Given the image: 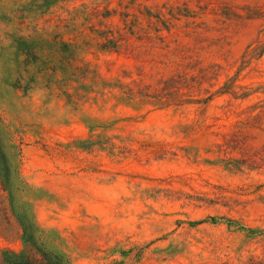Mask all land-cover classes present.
<instances>
[{"label": "rangeland", "instance_id": "374dc122", "mask_svg": "<svg viewBox=\"0 0 264 264\" xmlns=\"http://www.w3.org/2000/svg\"><path fill=\"white\" fill-rule=\"evenodd\" d=\"M30 2L0 0V114L21 180L16 199L29 205L50 247L72 264L264 262V55L240 73L250 95L244 100L226 95L160 108L104 88V79L124 72L138 77L140 63L104 51L108 27L126 23L186 45L204 64L223 65L225 81L248 46L264 43V0H63L42 18L20 13L29 17L27 34L52 18L60 24L83 3L104 9V36L81 25L57 30L78 44L80 65L90 71L61 83L74 100L49 83L63 80L62 71L20 66L28 57L7 39L23 21L17 10ZM20 77L37 80L23 92ZM86 140L94 146L72 147ZM21 234L0 178V254L23 251Z\"/></svg>", "mask_w": 264, "mask_h": 264}, {"label": "trees", "instance_id": "16d2710c", "mask_svg": "<svg viewBox=\"0 0 264 264\" xmlns=\"http://www.w3.org/2000/svg\"><path fill=\"white\" fill-rule=\"evenodd\" d=\"M60 1L63 0H31L27 6L24 5L17 10L18 14H14L15 19L20 18L19 15L23 12L42 18L51 13L52 7ZM107 13L109 19L113 17L110 10ZM67 15L68 18H59L60 24L53 25L54 18L47 20L42 29L39 23L30 25L29 28H32L27 34L23 33V28L29 17L24 15L20 18L23 20L19 24L20 29L16 32H8L7 39L14 42L21 54L28 57L27 61L20 62V66L29 67L33 63L40 62L43 67L51 64L55 74L62 71L66 76L63 80L49 81V83H57L62 94L72 99L73 95L64 91L61 83L63 82L66 86L67 83L76 82L77 77L85 80L90 76V71L80 65L78 44L65 40L60 33H57V30L63 28L75 30L78 25H81L104 36V9L100 10V5L94 2L83 3L80 7L68 10ZM115 29L117 31L108 27L104 51L132 59L141 65L138 66L137 78L131 76L132 73L124 72L115 81L104 79V88H117L129 99L141 96L151 99L160 108L180 107L189 103L208 104L215 98L226 95L235 99L248 98L250 95L243 91L246 88L238 84L240 73L253 60L264 55V43L257 41L251 44L241 58L237 74L234 76L227 74L223 81L225 72H228L226 67L217 63L204 64L191 55L192 50L186 45L177 41L168 42L165 36L153 35L151 31L137 23H132V25L126 23L123 30L119 26ZM49 69L52 67L45 68V70ZM172 69L173 71L168 75L165 74L168 72L166 70ZM80 71L84 76L79 75ZM36 80L31 78L23 83V78L20 77L16 88L28 92L31 84H34ZM76 90L79 91L80 88ZM2 126L3 118L0 114V178L3 190L10 197L13 216L20 224L24 249L21 252L11 249L2 251L0 264H72L63 253L50 247L45 234L35 223L29 205L16 199L20 191L21 180L19 173L10 164L3 140ZM104 145L115 150L109 138L104 137ZM92 146L94 143L91 140L77 141L72 144V147L82 150H88ZM243 264H264V262L251 258Z\"/></svg>", "mask_w": 264, "mask_h": 264}]
</instances>
